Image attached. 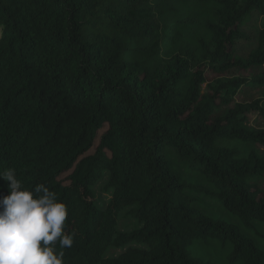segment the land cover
Wrapping results in <instances>:
<instances>
[{
    "label": "trees",
    "instance_id": "trees-1",
    "mask_svg": "<svg viewBox=\"0 0 264 264\" xmlns=\"http://www.w3.org/2000/svg\"><path fill=\"white\" fill-rule=\"evenodd\" d=\"M248 91L264 92V0H0V170L66 205L64 264H264V131L248 126L264 93Z\"/></svg>",
    "mask_w": 264,
    "mask_h": 264
},
{
    "label": "clouds",
    "instance_id": "clouds-1",
    "mask_svg": "<svg viewBox=\"0 0 264 264\" xmlns=\"http://www.w3.org/2000/svg\"><path fill=\"white\" fill-rule=\"evenodd\" d=\"M0 180L9 192L0 197V264H64L74 242L66 205L44 184L25 188L13 168L0 170Z\"/></svg>",
    "mask_w": 264,
    "mask_h": 264
},
{
    "label": "rangeland",
    "instance_id": "rangeland-1",
    "mask_svg": "<svg viewBox=\"0 0 264 264\" xmlns=\"http://www.w3.org/2000/svg\"><path fill=\"white\" fill-rule=\"evenodd\" d=\"M258 16L253 14L251 17L250 22H248L246 25H244L242 28L239 29V32L245 37L241 41H236L235 43V51L236 56L238 57H245L249 52L254 50L257 46V38H258ZM238 78L247 79L253 77L255 74L253 71H238L235 73ZM228 76L223 75L215 76L211 74L210 72L206 73V83L210 84L214 80L218 78H227ZM205 89V86H204ZM264 92L259 91H248L246 93V98L242 96L243 99L246 101L252 99V98H260L263 95ZM239 102H242L240 100ZM249 121L248 126L251 129L255 130H261L264 131V120L260 118V116L256 113H250L249 114ZM263 150V149H262ZM264 152V150H263ZM262 189H264V184L262 186ZM94 197L96 199V202L99 206L105 205L107 201L109 200L110 194L103 191V184H99L94 189ZM116 227L117 231L119 233H129L135 228L134 221L128 216L126 212L120 213L116 218ZM123 249H110L108 252V257H116L119 255Z\"/></svg>",
    "mask_w": 264,
    "mask_h": 264
}]
</instances>
